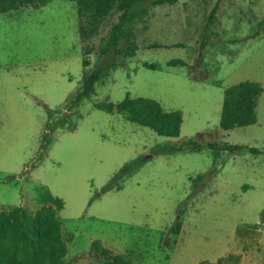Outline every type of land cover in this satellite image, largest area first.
<instances>
[{
  "label": "rangeland",
  "instance_id": "374dc122",
  "mask_svg": "<svg viewBox=\"0 0 264 264\" xmlns=\"http://www.w3.org/2000/svg\"><path fill=\"white\" fill-rule=\"evenodd\" d=\"M118 14L114 8L89 23L70 0L0 12V210L51 205L66 264H101L89 252L94 239L130 264L214 262L229 252L240 255L239 264H264V0L149 4L132 22L135 54L117 58L94 93L67 112ZM80 27L87 28L84 38ZM84 49L89 64L82 67ZM243 80L263 88L256 121L223 131V89ZM126 94L180 110L179 136L158 135L107 110ZM191 137L201 144L196 151H160ZM224 142L260 152L209 147ZM136 158L145 159L119 189L100 192ZM211 171L195 190V177Z\"/></svg>",
  "mask_w": 264,
  "mask_h": 264
},
{
  "label": "trees",
  "instance_id": "16d2710c",
  "mask_svg": "<svg viewBox=\"0 0 264 264\" xmlns=\"http://www.w3.org/2000/svg\"><path fill=\"white\" fill-rule=\"evenodd\" d=\"M49 0H0V12L22 7H39ZM76 3L79 17L88 18L89 23L104 16L109 10L117 8L118 18L111 24L105 38L99 43L100 61L90 71L83 72L81 81L64 109L70 111L78 106L81 100L94 93L95 83L108 75L119 57L132 56L137 50L132 22L145 14L149 4L173 3L176 0H70ZM214 19V10L208 16L204 33L201 35L198 61L203 59V48L207 40V28ZM264 24V18L262 20ZM87 28L80 27V34L84 38ZM124 44V46H123ZM89 49L82 53V67L89 64L87 55ZM177 64L186 65L181 59ZM262 86L257 81L243 80L223 89V99L218 126L222 130L253 124L256 121L255 107L262 93ZM108 111L125 113L126 117L139 125L149 127L158 135L177 137L180 133L182 113L180 110H164L154 99L126 94L117 102H109ZM49 143L46 142V145ZM201 144L194 138H188L180 145H168L160 148L161 152L192 149L198 150ZM209 147L235 152L248 149L253 153L260 152L258 148L244 144L222 145L210 144ZM145 158H136L126 162L113 174L110 180L102 186L100 192L111 188L119 189L118 181L139 166ZM211 172L198 174L193 180V188L202 186ZM264 217V212L262 214ZM180 222L177 220L169 230L176 234ZM67 245L62 236L61 222L56 210L51 205H42L31 211L24 206L16 205L0 210V264H66L64 257ZM89 252L102 258L101 264H130L121 254L115 253L104 246L99 239L91 241ZM240 255L229 252L220 256L216 261L200 260L197 264H239Z\"/></svg>",
  "mask_w": 264,
  "mask_h": 264
},
{
  "label": "crops",
  "instance_id": "0c3cea01",
  "mask_svg": "<svg viewBox=\"0 0 264 264\" xmlns=\"http://www.w3.org/2000/svg\"><path fill=\"white\" fill-rule=\"evenodd\" d=\"M74 92H75V91H74ZM74 92H73V94H74ZM73 94H72V95H73ZM261 94H262V93H261ZM260 96H261V95H260ZM260 96H259V97H260ZM258 99H259V98H258ZM256 105H257V104H256ZM241 127H243V126H241ZM234 128H235V127H234ZM229 130H230V129H229ZM223 131H228V130H223ZM242 150H243V149H242ZM239 151H241V150H239ZM239 151H235V152H239ZM259 154H261V153H259Z\"/></svg>",
  "mask_w": 264,
  "mask_h": 264
}]
</instances>
